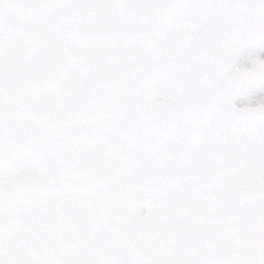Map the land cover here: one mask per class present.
Segmentation results:
<instances>
[{
    "label": "rangeland",
    "instance_id": "374dc122",
    "mask_svg": "<svg viewBox=\"0 0 264 264\" xmlns=\"http://www.w3.org/2000/svg\"><path fill=\"white\" fill-rule=\"evenodd\" d=\"M111 12L108 25L96 12L57 15L52 36L30 24L40 47L30 28L22 43L7 41L0 211L12 232L45 225L33 240L36 264H193L204 249L220 251L206 230L177 228L201 207L198 173L189 167L193 149L213 123L237 131L264 121V97L251 91L264 82V58L236 68L241 61L230 53L233 33L223 16L214 32L170 35L169 14L159 27L162 12L130 14L129 23ZM250 19L258 23L255 12ZM173 66L182 83L163 96L161 82ZM178 127L182 139L173 142ZM34 143L48 146V160L20 176L14 162ZM97 236L109 252L84 261L83 245ZM181 248L191 254L180 256Z\"/></svg>",
    "mask_w": 264,
    "mask_h": 264
},
{
    "label": "snow or ice",
    "instance_id": "6c2138e0",
    "mask_svg": "<svg viewBox=\"0 0 264 264\" xmlns=\"http://www.w3.org/2000/svg\"><path fill=\"white\" fill-rule=\"evenodd\" d=\"M106 10L144 18L167 10L165 31L170 35L214 32L223 16L233 33L230 53L241 61L236 68L254 58H264V0H0V63L7 41L15 37L22 43L30 24L41 35L52 36L49 24L57 15ZM253 12L258 23L251 22ZM181 72L178 66L167 70L159 89L163 96L181 85ZM251 91L264 97V82L254 83ZM4 94L5 83L0 73V141L4 139ZM181 139L178 127L172 140ZM49 155L50 150L43 143L25 146L13 169L20 176L34 175ZM189 167L198 173L193 187L200 193L201 207L187 220L179 221L177 228L206 230L209 240L220 250L215 255H210L208 249L200 251L193 264H264V232L259 229L264 216V121L249 120L237 131L228 123L211 124L201 136L199 146L193 149ZM6 170L0 157V179ZM44 232L45 225L35 222L22 224L12 232L0 211V264H36L33 240ZM108 252L105 239L97 236L94 242H85L80 255L84 261H90ZM178 253L189 256L191 250L181 248ZM57 264L63 261L57 260Z\"/></svg>",
    "mask_w": 264,
    "mask_h": 264
},
{
    "label": "flooded vegetation",
    "instance_id": "af4514ba",
    "mask_svg": "<svg viewBox=\"0 0 264 264\" xmlns=\"http://www.w3.org/2000/svg\"><path fill=\"white\" fill-rule=\"evenodd\" d=\"M105 12V14L102 12V11H97L96 12V16L97 17H100V16H102V18L103 19H108L107 20V25H108V23H110V22H112V21H115V18H111V16H112V12H111V10H107V11H104ZM169 14V12L167 11V10H165V11H162V13L160 14V16H159V18H163V17H167V15ZM119 16H120V19L122 20V21H127L126 23H129L130 22V20L133 18V15H130V14H125V13H123V12H121V13H119ZM107 17V18H106ZM114 17V16H113ZM158 18V19H159ZM164 19V18H163ZM124 23H122V25H123ZM158 25V24H157ZM161 25L159 24V27H160ZM119 28V27H118ZM119 30H121L120 28H119ZM29 35H30V37L31 38H33L34 40H35V36H34V34H32V33H29ZM148 36V35H147ZM40 51V50H39ZM37 55L39 56V62L41 63V67H42V69H43V71L45 72V74L46 75H48L47 77V82H49L50 81V83L52 84L53 82L51 81V77H52V73L51 72H49L48 71V69L46 68V67H44V66H42V63L44 62V57H41L40 56V52L39 53H37ZM142 56H144V55H142ZM55 85H57L58 86V84H55Z\"/></svg>",
    "mask_w": 264,
    "mask_h": 264
}]
</instances>
